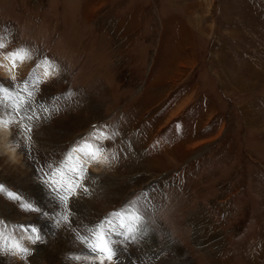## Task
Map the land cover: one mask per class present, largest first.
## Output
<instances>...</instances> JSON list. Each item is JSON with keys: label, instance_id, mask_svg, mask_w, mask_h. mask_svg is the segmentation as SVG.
Wrapping results in <instances>:
<instances>
[{"label": "rangeland", "instance_id": "1", "mask_svg": "<svg viewBox=\"0 0 264 264\" xmlns=\"http://www.w3.org/2000/svg\"><path fill=\"white\" fill-rule=\"evenodd\" d=\"M0 38V56L31 53L14 100L28 98L20 82L36 64L55 66L34 85L28 115L39 118L6 116L26 166L0 150V183L50 215L0 194L7 244L30 250L0 252V264H97L76 234L129 202L144 229L123 245L129 264H264V0H0ZM85 142L108 163L85 167L87 191L57 206L47 166L59 179ZM65 213L72 223L56 227Z\"/></svg>", "mask_w": 264, "mask_h": 264}, {"label": "snow or ice", "instance_id": "2", "mask_svg": "<svg viewBox=\"0 0 264 264\" xmlns=\"http://www.w3.org/2000/svg\"><path fill=\"white\" fill-rule=\"evenodd\" d=\"M5 44L0 38V49L4 48ZM5 59L11 61L12 68H9V72L12 69L16 68L17 61L23 62L24 60L31 59V53L26 48L14 49L12 52L8 53L5 56ZM42 66L45 67L44 77L47 78L54 71L55 66L48 61H43L36 64L32 71L28 74L32 78L31 81L26 77L22 80L21 88L24 92L27 93V99L14 100L12 92L9 89L15 90V77L12 76L9 80L7 86L4 85L3 81H0V112H9L22 114L21 119L25 117L28 120L38 119L39 117L33 113L28 115L32 104L31 101L35 100V84L41 83L39 79V69ZM0 67H6L5 65H0ZM32 83L33 87L29 88L28 85ZM17 97L19 93H16ZM42 110L47 112L49 109L47 107L41 106ZM53 110L56 109L55 105L52 106ZM5 124L11 123V121H3ZM23 127V125L21 126ZM27 131H31V128L28 127ZM31 137H28L30 139ZM27 147V145L25 146ZM102 150L98 145L88 144L85 142L82 146L72 149L68 155L65 157L64 161H61V166H58L55 169L56 175L59 176V179H56L53 175L52 166L48 165L50 171L44 175L49 177L44 180L43 183L48 188L49 194L56 201L57 206H62L68 208V202L73 197L76 196L78 191L84 190L87 191L86 186L81 187V182L83 180V175L86 169L83 167V163L79 160L77 156H74L73 153L80 152L83 155L96 159L98 154ZM69 161H73V166L68 168V171H71L73 175L69 177L65 168L68 165ZM37 172H41L42 169H34ZM0 194L6 196L10 201L18 203L19 207L25 211L36 212L41 216H49V212L43 211L39 207H34L33 203L30 202V199L25 198L24 194L20 191H12L3 183H0ZM71 210L69 209V212ZM60 223H72L69 219V214L65 213L60 215L56 219V227H59ZM142 217L139 214V211L136 209L135 203L129 202L127 207L123 208L120 211H115L110 214L109 217H104L100 219L97 223L93 224L90 227H83L84 234H76V239H78L86 248L93 254H96L98 258V264H105V262H111L114 259L117 260L119 264V256L125 251L123 245L127 243H135L136 240L143 235L144 230L141 227ZM6 223L0 219V240H3L5 243L0 244V252L15 251L21 255L22 258L30 254V250L27 247L23 246V243L20 240H16L11 244H7L6 237L4 235V230L6 229ZM19 229L23 232L30 233L28 237L31 244L35 245L38 242H43L42 230L31 226V225H15L13 230ZM6 245V246H5ZM73 259H80L79 257H73Z\"/></svg>", "mask_w": 264, "mask_h": 264}, {"label": "bare ground", "instance_id": "3", "mask_svg": "<svg viewBox=\"0 0 264 264\" xmlns=\"http://www.w3.org/2000/svg\"><path fill=\"white\" fill-rule=\"evenodd\" d=\"M10 53V52H8ZM3 54L0 56V65H5L6 67H0V75H3V76H9V77H12L16 72H17V68L19 66L22 65V62L20 61H17V66L16 68L12 69L11 72H9V68H12V65H11V61L10 60H7L5 59V56L8 54ZM45 67L46 66H42L40 69H39V75L44 77V71H45ZM54 73V71L52 72V74L50 76H52ZM48 76V77H50ZM16 94V93H15ZM10 114V113H9ZM14 115V114H13ZM8 112H0V150H2L3 152H5V154H7V156H9L11 159H13L14 161H17L19 163H21L22 165L26 166V164H24V162H22V159L18 153V151L16 150L15 146L13 145V140H12V130L10 129V124H5L3 123V121H7L6 119L8 117ZM14 118V116H9V119ZM10 120V121H11ZM15 122V120H13ZM12 122V121H11ZM15 124H17L15 122ZM14 125V124H13ZM74 148H77V147H74ZM73 148V149H74ZM180 148V147H179ZM187 150V149H186ZM74 156H77L79 158V160L83 163V167L85 169V167H88L89 169H95L96 171L97 170H100V168L105 164V163H108V158H107V154L106 153H103V152H100L98 154V156L96 157V159H91L85 155H83L82 153L80 152H76V153H73ZM72 163L71 166H73V161H70ZM29 167V166H27ZM40 182V181H39ZM42 182V181H41ZM38 186L40 188H44V185L42 184H38ZM50 199V198H49ZM55 201V200H54ZM82 207V206H80ZM143 229V228H142ZM144 230V229H143ZM146 232V230H145ZM148 233V232H147ZM150 234V233H149ZM29 237V236H28ZM152 238V237H151ZM24 242L26 243V245H28V247H30V243H29V240L27 239H24ZM32 247V246H31ZM39 251L43 252V254H45L47 257H48V248H45V247H40V249L38 247H36ZM128 254H131L129 252H126L124 251L123 253L120 254L119 256V261H123L124 260V263H121L120 264H129L130 263V256ZM15 255L17 256V258H19L18 256V253L16 252ZM50 255V254H49ZM39 256V254H38ZM92 259H94L97 264H98V258L97 256L93 257ZM115 260V259H114ZM113 262V261H112ZM2 263V261H1ZM3 264V263H2ZM5 264V263H4ZM105 264H110L108 263L107 261L105 262Z\"/></svg>", "mask_w": 264, "mask_h": 264}]
</instances>
